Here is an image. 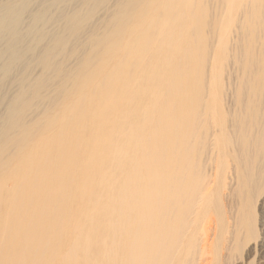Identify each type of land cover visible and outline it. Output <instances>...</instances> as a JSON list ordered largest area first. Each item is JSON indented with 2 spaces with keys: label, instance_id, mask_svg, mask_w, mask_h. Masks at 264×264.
<instances>
[{
  "label": "bare ground",
  "instance_id": "obj_1",
  "mask_svg": "<svg viewBox=\"0 0 264 264\" xmlns=\"http://www.w3.org/2000/svg\"><path fill=\"white\" fill-rule=\"evenodd\" d=\"M34 2L0 0V264H245L264 0Z\"/></svg>",
  "mask_w": 264,
  "mask_h": 264
},
{
  "label": "rangeland",
  "instance_id": "obj_2",
  "mask_svg": "<svg viewBox=\"0 0 264 264\" xmlns=\"http://www.w3.org/2000/svg\"><path fill=\"white\" fill-rule=\"evenodd\" d=\"M35 1L34 2V5H38L40 2L39 0H33ZM218 151H220L219 149H215V152L217 153ZM222 159H226V155L225 157L222 155L218 156L217 157V161L218 162H221ZM215 160V158H214ZM208 168H209V163H208ZM222 177H225L226 176L223 174H221L220 178ZM219 181V180H218ZM218 183V182H217ZM223 183H225V187L222 186ZM228 184H229V179H222L221 180V188L217 187L215 193H214V198L217 200L216 203L218 201H221V204H222V207L225 211H227L229 208L228 206H231L229 204V201H228ZM261 198V200H260ZM256 214H257V217L258 219L259 218H262V225H259V223L257 224V233L264 238V196H262V194L258 197V200H257V203H256ZM239 257V255H236L234 258H233V261H232V264H241L239 263V261L237 260ZM209 263H212L211 260H209ZM242 263H247V264H264V247L263 248H257L253 254L251 253L249 257L247 258H243L242 260Z\"/></svg>",
  "mask_w": 264,
  "mask_h": 264
}]
</instances>
